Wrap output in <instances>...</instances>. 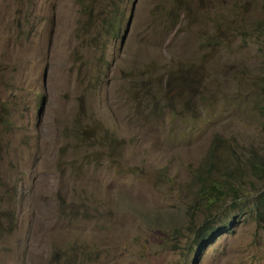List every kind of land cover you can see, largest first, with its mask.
Here are the masks:
<instances>
[{
	"label": "rangeland",
	"instance_id": "1",
	"mask_svg": "<svg viewBox=\"0 0 264 264\" xmlns=\"http://www.w3.org/2000/svg\"><path fill=\"white\" fill-rule=\"evenodd\" d=\"M263 85L264 0H0V264H264Z\"/></svg>",
	"mask_w": 264,
	"mask_h": 264
},
{
	"label": "trees",
	"instance_id": "2",
	"mask_svg": "<svg viewBox=\"0 0 264 264\" xmlns=\"http://www.w3.org/2000/svg\"><path fill=\"white\" fill-rule=\"evenodd\" d=\"M109 24L112 26V28H115L116 31L113 33L114 36H117L119 31V23H115L117 21L116 17L112 19L111 17ZM264 86V85H263ZM264 111V108H263ZM264 114V112H263ZM251 167L253 169V173L255 176L259 177V181L262 182V186L258 192L260 197V205H264V162H253L251 163ZM199 186L197 189V194L200 198L208 200L207 206L208 209H211L216 202H218V199L222 198L225 195V192L222 189V181L218 178H211V177H198ZM230 194L233 196L234 199L238 197V192L234 188H230L229 190ZM212 213H216L214 216L215 218L219 217L218 208H214V211ZM231 223L229 220H224L219 226H213L212 224L202 226L200 229H198L195 233H198V238L200 239L201 243L205 241H210L212 236H218L222 233H224L227 229H229ZM197 238V239H198ZM196 239V240H197ZM201 246V244L196 243V247Z\"/></svg>",
	"mask_w": 264,
	"mask_h": 264
}]
</instances>
